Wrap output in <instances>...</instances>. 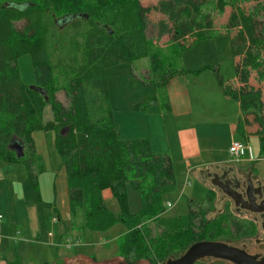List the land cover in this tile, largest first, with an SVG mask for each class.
<instances>
[{
	"label": "trees",
	"instance_id": "16d2710c",
	"mask_svg": "<svg viewBox=\"0 0 264 264\" xmlns=\"http://www.w3.org/2000/svg\"><path fill=\"white\" fill-rule=\"evenodd\" d=\"M2 0L0 3V160L24 165L32 192L38 196L41 159L34 153L32 134L53 132L52 146L64 170L68 214H78L82 231L104 232L123 226L118 252L126 264L163 262L197 241H217L251 234L248 222L226 212L212 219L213 194L200 205L187 204L183 216L166 217L163 198L174 189L173 166L164 154H153L146 139L119 138L105 85V70L144 59L156 49L146 37L147 17L159 16L154 29L167 35L176 54L160 75L159 61L146 84L163 87L176 74L179 53L214 38V16L229 9L220 31L228 38L234 80L222 94L238 102L240 126L259 139L264 149V2L257 0ZM255 2L244 9L243 5ZM29 56L33 88L23 84L17 59ZM63 75L64 84L55 75ZM63 92L59 101L57 92ZM43 92V94L41 93ZM46 109L48 116L45 115ZM21 145L19 158L8 148ZM139 193L140 207L128 210L125 186ZM109 190L117 211L109 212L101 192ZM167 193V194H166ZM229 241V240H228ZM178 257V256H177ZM176 258V257H175ZM194 264H205L201 260ZM215 264H228L218 261Z\"/></svg>",
	"mask_w": 264,
	"mask_h": 264
},
{
	"label": "rangeland",
	"instance_id": "374dc122",
	"mask_svg": "<svg viewBox=\"0 0 264 264\" xmlns=\"http://www.w3.org/2000/svg\"><path fill=\"white\" fill-rule=\"evenodd\" d=\"M155 2L156 0L140 1L142 6H149ZM257 2H264V0H257ZM0 3H2V0H0ZM255 4V2H250L244 4L243 8L246 9ZM228 12L229 9L225 8L221 16L213 17V24L218 34L212 39L198 42L181 51L176 67L187 71L205 68V73L200 76H210L214 81V71H217L224 85L230 86L233 84L234 69L228 38L223 31H220ZM160 19L162 18L153 13H150L147 17L145 34L148 39H151V44L156 48L152 53L144 59L134 61L131 65L119 64V66L108 68L105 71L106 91L110 103L112 105L114 103L113 106L117 109L118 114L127 109L131 112L145 113L147 107L144 108V105L150 98V93L159 92L157 86L146 84L147 80L151 79L150 70L159 61V73L163 75L167 69L166 64L172 65L171 62H173L176 50L167 43L169 39L167 35L158 36L157 30L154 29L155 23ZM259 21L264 24V19H259ZM16 65L21 82L31 86L33 75L29 56L27 54L20 56L16 61ZM63 78L61 74L55 75L56 82L60 85L64 84ZM149 90L150 93L147 92ZM262 90L264 93V88ZM56 97L63 102V92H57ZM45 115L48 116L47 109ZM132 121L136 122V120H127V126L123 128L126 132H130ZM139 125L140 123H137V129H139ZM119 131L121 135H124L122 130L119 129ZM53 136V132L43 131L32 134L35 155L40 157L45 168L44 172H42L44 170L42 166L41 169L38 166L33 168V173H37L38 177L40 200L34 197L23 164H4L0 162V261L2 260L3 264L11 261H18L21 264H40L44 258H47L48 264H60L66 261L68 256L71 258L80 256L85 260H89L90 264H126L121 260L117 247L123 233L122 225L115 224L104 232L88 233L80 229L78 214L67 222L63 219H57L59 212L53 206V180L59 157L52 150L51 141ZM240 141L244 142L243 144L246 143L245 140L241 139ZM178 175L179 171L175 167L174 189L168 194L166 193L167 195L163 198L164 203H170V207H164L166 217L185 215L189 201H192L191 204L193 205H200L207 195L206 188L194 176ZM56 190L57 206L61 197L58 183L56 184ZM125 196L129 212L136 213L139 211L140 195L130 184L125 186ZM103 203L111 213L116 212L118 209L117 203L111 197L103 200ZM214 203H216L215 200ZM224 203L228 207L231 206L227 199L219 202V204L216 203L215 207L212 205L211 211L206 213L205 218L212 219L221 214ZM50 230L51 236L47 237ZM254 238L259 240L260 245L256 246L254 242H251L253 245L249 247L248 251L263 253L264 237L262 233L259 231ZM57 241H60V244L55 245ZM65 241L69 242L70 245L67 242L64 244ZM37 242L43 243L41 246L45 244L50 249L30 247V245H36ZM181 254L178 253L175 256L171 254L165 260L173 259ZM117 259L121 262H118ZM201 262L205 264L218 263L217 260L211 259H202ZM71 264H76V262L72 261ZM134 264L148 263L138 261Z\"/></svg>",
	"mask_w": 264,
	"mask_h": 264
},
{
	"label": "crops",
	"instance_id": "0c3cea01",
	"mask_svg": "<svg viewBox=\"0 0 264 264\" xmlns=\"http://www.w3.org/2000/svg\"><path fill=\"white\" fill-rule=\"evenodd\" d=\"M204 69H192L190 71L182 69L184 71L182 74H176L171 77L163 87L165 102L159 96H156L153 102L151 101L146 105L145 113L131 112L127 109L118 114L116 109L112 114V120L120 139H146L153 154H164L168 157L174 173L175 167H177L178 176H194L206 188L207 193H212L216 197L215 191L208 186L205 172L214 171L218 168L227 169L231 170V174L238 177L244 175V172L250 171L251 180L262 182L264 181V155L259 145V139L254 134L255 131L249 132L246 128L242 129L240 126L241 113L238 102L222 94L216 79L214 81L210 76H200L205 73L204 71L206 70ZM234 82L235 80H233ZM147 92L150 93V90ZM150 94L155 95L156 92ZM127 120H136V122H131L132 128L130 132H126L123 129L127 126ZM137 123H140L139 129L136 128ZM133 127L135 128L134 131ZM119 129L123 131L124 135L120 134ZM241 139L245 140V145L251 148L252 156L255 157V160L248 159L246 155L241 156L239 159H234L230 156L227 151L230 143L241 142ZM52 150L54 151L53 146ZM0 162L11 164L1 160ZM41 166L44 169L42 172H44L45 168L42 160ZM53 182V206L59 212L57 219H63L67 222L70 217L68 214L66 181L60 161L57 163ZM57 183L61 190V197L56 206ZM34 197L40 200L39 192L38 196L34 194ZM101 197L102 200H107L110 197L112 199L109 190H103ZM213 206L215 207L214 203ZM48 236H51V230L47 233ZM67 243L70 245L69 242ZM42 244L37 242L36 245L33 244L30 247L33 248L35 246L44 250L50 249L45 244L41 246ZM57 244H60V241L55 242V245ZM72 261H75L76 264H90L89 260H85V258L80 256L75 258L68 256L66 261L59 263L71 264ZM0 264H3L2 260ZM6 264L21 263L11 261ZM40 264H48V259L44 258Z\"/></svg>",
	"mask_w": 264,
	"mask_h": 264
},
{
	"label": "flooded vegetation",
	"instance_id": "af4514ba",
	"mask_svg": "<svg viewBox=\"0 0 264 264\" xmlns=\"http://www.w3.org/2000/svg\"><path fill=\"white\" fill-rule=\"evenodd\" d=\"M205 173L207 174L208 186L215 191L216 197L213 196V203L214 200L219 204V202L227 199L231 206L228 207L224 203L221 212H226L237 221L248 222L252 228L251 234H244L236 239H228L227 242L217 241L241 249L257 259L263 257L264 252H250L248 249L253 245L251 242H254L256 246L260 245L259 240L254 238L259 231L264 237V181L251 180L250 171H246L244 175L238 177L231 174V170L220 168ZM216 203L214 204L216 205Z\"/></svg>",
	"mask_w": 264,
	"mask_h": 264
},
{
	"label": "water",
	"instance_id": "95a60500",
	"mask_svg": "<svg viewBox=\"0 0 264 264\" xmlns=\"http://www.w3.org/2000/svg\"><path fill=\"white\" fill-rule=\"evenodd\" d=\"M33 85L29 86L30 88ZM43 94V92H41ZM17 158L22 154L21 145L12 142L8 147ZM202 259L218 260L229 264H264V256L257 259L243 250L221 241H197L192 243L178 257L167 259L159 264H194ZM118 262H121L117 259Z\"/></svg>",
	"mask_w": 264,
	"mask_h": 264
},
{
	"label": "built area",
	"instance_id": "2783aa9c",
	"mask_svg": "<svg viewBox=\"0 0 264 264\" xmlns=\"http://www.w3.org/2000/svg\"><path fill=\"white\" fill-rule=\"evenodd\" d=\"M227 151L234 159H239L241 156L246 155L248 159L252 161L255 160V157L252 156L251 148L241 142L230 143ZM262 154H264V149L262 150ZM164 205L165 207H170V203L168 202H166Z\"/></svg>",
	"mask_w": 264,
	"mask_h": 264
}]
</instances>
